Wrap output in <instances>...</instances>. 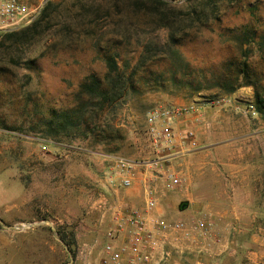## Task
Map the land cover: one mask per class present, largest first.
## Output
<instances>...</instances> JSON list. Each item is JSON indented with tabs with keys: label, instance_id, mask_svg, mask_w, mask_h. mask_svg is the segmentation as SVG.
I'll use <instances>...</instances> for the list:
<instances>
[{
	"label": "rangeland",
	"instance_id": "374dc122",
	"mask_svg": "<svg viewBox=\"0 0 264 264\" xmlns=\"http://www.w3.org/2000/svg\"><path fill=\"white\" fill-rule=\"evenodd\" d=\"M18 1L35 10L29 24L48 0ZM51 1L58 24L27 52L37 57L36 68L15 69L4 79L15 83L20 94L28 91L39 98L46 108H68L87 74L103 75L100 55L106 48L116 52L117 63L125 73L137 67L134 90L113 119L120 138L109 145L95 142L91 136L48 139L0 127V220L10 226L0 223V264H105L102 247L113 210L98 206L99 195H105L108 204L121 210L145 206L143 192L131 205L123 192L128 187H110L112 156L132 163L141 186L143 179L147 184L156 182L157 190L164 193L159 202L166 211L169 207L175 210L183 197V185L177 195L164 188V179L151 182L144 176L152 169L149 162L162 156L154 150L147 131L153 110L195 106L196 112L174 122V130L193 129L196 136L202 132L200 145L216 141L209 132L217 129L215 112L222 107L244 108L249 110L244 112L249 117L255 112L264 123L252 105L251 86H241L232 94L217 87L196 89L215 83L224 63L237 58L240 44L249 47L247 40H236L235 35L242 36L245 29H255V41L264 35V0H222L217 19L192 28L188 36L172 44L167 29L159 28L151 18L150 7L162 10L167 2L177 8L184 0ZM64 22L73 28L70 35L56 32ZM144 53V58L150 59L137 66ZM258 56L257 70H264V60ZM23 74H30V78ZM2 109L7 114L12 112L8 106ZM199 114L205 124L200 131L190 123ZM227 121L231 118L223 125ZM191 151L182 147L179 158L164 161L160 172H179L184 184V164Z\"/></svg>",
	"mask_w": 264,
	"mask_h": 264
},
{
	"label": "trees",
	"instance_id": "16d2710c",
	"mask_svg": "<svg viewBox=\"0 0 264 264\" xmlns=\"http://www.w3.org/2000/svg\"><path fill=\"white\" fill-rule=\"evenodd\" d=\"M221 1L184 0L177 8L165 2L167 6L162 10L151 6L150 16L159 28L167 29L169 42L175 43L182 36H188L192 28L206 25L210 19H217ZM52 8L53 2L48 0L31 23L19 29L0 31V127L20 129L24 134L48 139L91 136L95 142L109 145L120 138L119 128L113 119L120 106L132 94L137 72L135 67L131 72L125 73L117 63L115 51L106 48L101 50L100 57L105 66L103 75L95 72L87 74L74 91L72 105L68 108H46L39 98L31 96L28 91L20 94L15 83L4 79V76L15 69L23 67L33 71L36 68L37 57L27 52L58 24ZM72 30L71 24L64 22L56 32L70 35ZM243 32L242 36L239 33L234 38H244L249 47L242 48L240 44L237 58L232 57L224 63L222 72L215 75V83L196 89L217 87L224 93L232 94L241 86H251L252 105L260 117L264 118V70H257L260 63L256 65L258 60L255 61L258 55L259 59L264 60V35L255 41V29H245ZM145 55L147 53L142 55L137 66L144 65L150 59H145ZM14 74L17 75L15 72ZM23 75L30 78V74ZM187 84L192 87L191 83ZM4 106H8L10 111L12 109V112H3ZM179 206L180 203H177L176 209Z\"/></svg>",
	"mask_w": 264,
	"mask_h": 264
},
{
	"label": "crops",
	"instance_id": "0c3cea01",
	"mask_svg": "<svg viewBox=\"0 0 264 264\" xmlns=\"http://www.w3.org/2000/svg\"><path fill=\"white\" fill-rule=\"evenodd\" d=\"M248 111L234 106L217 110V129L209 132L214 143L200 145L204 135L197 134L199 145L184 164L178 203L186 202L185 208L159 209L204 226L192 227L187 239L173 242L168 264H264V123L255 112L247 117ZM230 118L227 128L223 123ZM190 123L198 131L205 127L200 114ZM176 153L173 158L178 159L181 152ZM139 185L134 177L132 186L123 189L131 205L143 192ZM174 193L180 194V188Z\"/></svg>",
	"mask_w": 264,
	"mask_h": 264
},
{
	"label": "built area",
	"instance_id": "2783aa9c",
	"mask_svg": "<svg viewBox=\"0 0 264 264\" xmlns=\"http://www.w3.org/2000/svg\"><path fill=\"white\" fill-rule=\"evenodd\" d=\"M34 12L35 10L29 9L18 0H0V29L10 30L27 24L34 18ZM194 112L195 106H189L160 108L150 113L147 131L154 150L162 156L149 162L148 165L152 166V169L144 172V176H148L151 182L156 178L164 179V188L172 191L171 193L183 185L182 176L170 169L160 172L163 169L162 163L176 155V151L181 152L182 147H197L196 132L193 129L183 132L174 130L175 121ZM176 145L180 148L172 149ZM111 161L114 174L108 177L110 187L131 186L134 179L132 163L119 156H112ZM143 194L145 206L141 210H121L108 204L105 195H99L98 206L104 210H113L106 241L102 247V259L105 264H168L173 253V242L187 239L192 227L204 226L199 220H191L192 224L189 225L190 220L182 217L170 219L162 214L159 200L164 193L157 190L154 184L145 182Z\"/></svg>",
	"mask_w": 264,
	"mask_h": 264
},
{
	"label": "water",
	"instance_id": "95a60500",
	"mask_svg": "<svg viewBox=\"0 0 264 264\" xmlns=\"http://www.w3.org/2000/svg\"><path fill=\"white\" fill-rule=\"evenodd\" d=\"M185 206H186V202H182V203H180L179 209H184ZM0 223H2V225H3L4 227H10V226H6V225H4L3 222H2L1 220H0Z\"/></svg>",
	"mask_w": 264,
	"mask_h": 264
}]
</instances>
